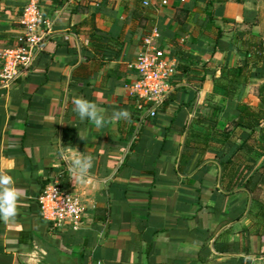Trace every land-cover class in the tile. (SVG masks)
Instances as JSON below:
<instances>
[{
    "label": "crops",
    "instance_id": "1",
    "mask_svg": "<svg viewBox=\"0 0 264 264\" xmlns=\"http://www.w3.org/2000/svg\"><path fill=\"white\" fill-rule=\"evenodd\" d=\"M144 1L41 2L49 30L40 54L10 86L0 85V172L20 190L15 223L0 222V264H264V224L253 219L250 194L220 187L218 163L238 143L237 133L220 131L240 101L213 84L222 65L239 63L232 36L254 8L209 0L220 32L222 21L237 28L221 37L226 51H215L214 34L196 23L205 3ZM26 3L0 0V54L22 32ZM90 23L124 42L118 59L106 62L86 47ZM152 29L164 51L177 52V71L150 118L129 94L135 76L127 65ZM73 98L103 109V127L81 121ZM120 109L128 120L109 119ZM210 119L217 133L203 131ZM75 150L91 158L82 182L69 171ZM55 182L83 208L76 230L53 229L41 216L39 196Z\"/></svg>",
    "mask_w": 264,
    "mask_h": 264
},
{
    "label": "trees",
    "instance_id": "2",
    "mask_svg": "<svg viewBox=\"0 0 264 264\" xmlns=\"http://www.w3.org/2000/svg\"><path fill=\"white\" fill-rule=\"evenodd\" d=\"M54 8L60 7L66 0H50ZM206 4L202 20L199 27L204 31L215 30L214 50L223 51L227 49L226 43L221 41V32L214 25L216 20L212 10L209 9V0H197ZM43 0H39L41 6ZM42 7V6H41ZM25 8V7H24ZM24 10V9H23ZM43 15H44V10ZM23 13V11H22ZM21 13V14H22ZM248 11H243L242 22L253 25V19L246 20ZM253 14V11L249 15ZM45 16V15H44ZM250 21V22H249ZM227 23L234 24V20H227ZM89 33L84 38V44L95 54L100 55L101 59L111 62L121 54L124 42L119 38H112L102 33L93 23L89 25ZM232 41L236 45V51L240 57L239 63L235 67L222 65L220 75L213 79L216 88L222 91L224 99L232 101L239 88L245 87L251 80L264 79V53L263 43L260 38L252 33L245 31H236L232 36ZM160 47V46H159ZM161 48V47H160ZM163 49V48H161ZM40 54V51L36 55ZM169 56L174 58L177 52H168ZM174 79V78H173ZM173 80L171 81L172 84ZM216 119H210L204 132L217 133ZM227 127L231 128L230 134L237 133L238 143L233 144V150L225 160L219 161L220 166V187L226 192H232L237 189H243L251 196V209H256L253 219L256 224H264V101L258 106H252L242 102H237L234 106V114L229 119V124L220 131L229 133ZM188 133H199L190 131ZM193 135V134H192ZM197 136V134H195ZM227 136L226 140L229 142ZM209 142L213 139L209 138ZM232 146V145H231ZM230 146V147H231ZM232 149V148H231ZM263 159L257 166L256 160ZM257 166V167H256Z\"/></svg>",
    "mask_w": 264,
    "mask_h": 264
},
{
    "label": "built area",
    "instance_id": "3",
    "mask_svg": "<svg viewBox=\"0 0 264 264\" xmlns=\"http://www.w3.org/2000/svg\"><path fill=\"white\" fill-rule=\"evenodd\" d=\"M159 7H165L168 0H151ZM21 14L22 32L11 48L0 54V85L10 86L19 79L32 65L42 48L49 22L43 15L39 0H26ZM150 0L143 2L147 7ZM159 35L156 29L145 34L141 40L142 49L127 68L134 73V80L128 90L138 103L140 109L147 110V116L155 117L157 109L163 104L171 91V81L176 75L177 62L158 44ZM39 207L42 218L53 229L69 226L76 230L83 215V208L78 199L62 190L57 182L48 185L41 192Z\"/></svg>",
    "mask_w": 264,
    "mask_h": 264
},
{
    "label": "clouds",
    "instance_id": "4",
    "mask_svg": "<svg viewBox=\"0 0 264 264\" xmlns=\"http://www.w3.org/2000/svg\"><path fill=\"white\" fill-rule=\"evenodd\" d=\"M72 104L73 112L81 121H91L97 128L103 127L104 117L101 115L103 109H98L94 103L81 98H73ZM129 118L130 113L124 109L113 111L109 117L113 121ZM91 166V158L79 154L73 158L69 171L74 179L82 182ZM19 192L20 190L15 187L13 177L7 172H0V222L15 223L18 215Z\"/></svg>",
    "mask_w": 264,
    "mask_h": 264
},
{
    "label": "rangeland",
    "instance_id": "5",
    "mask_svg": "<svg viewBox=\"0 0 264 264\" xmlns=\"http://www.w3.org/2000/svg\"><path fill=\"white\" fill-rule=\"evenodd\" d=\"M214 0H211V2ZM240 3L246 2L248 6H253V14L246 16V19H253V25L248 23L244 26V31L253 33L255 36L260 38L263 43L264 50V0H236ZM212 6V3H211ZM250 22V21H249ZM223 30L221 31V35L224 36L226 33H229L227 37L231 36L234 31H236V25H230L224 21L219 23ZM231 29V30H230ZM213 34H215V30H211ZM221 36V37H222ZM264 53V51H263ZM236 99L245 104H250L252 106L260 105V102L264 101V79L263 80H251L249 84L245 87H241L236 92ZM226 123L229 124L227 121ZM227 131L230 133L232 131L231 128L227 127Z\"/></svg>",
    "mask_w": 264,
    "mask_h": 264
}]
</instances>
